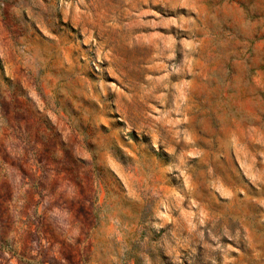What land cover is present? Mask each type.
<instances>
[{"label": "rangeland", "instance_id": "rangeland-1", "mask_svg": "<svg viewBox=\"0 0 264 264\" xmlns=\"http://www.w3.org/2000/svg\"><path fill=\"white\" fill-rule=\"evenodd\" d=\"M0 264H264V0H0Z\"/></svg>", "mask_w": 264, "mask_h": 264}]
</instances>
